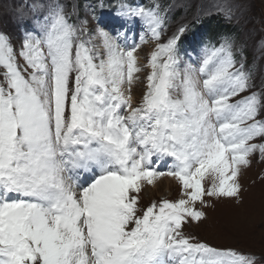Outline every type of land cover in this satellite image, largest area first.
<instances>
[{"label":"snow or ice","instance_id":"obj_1","mask_svg":"<svg viewBox=\"0 0 264 264\" xmlns=\"http://www.w3.org/2000/svg\"><path fill=\"white\" fill-rule=\"evenodd\" d=\"M78 11L31 0L16 9L19 47L0 32V264H258L183 231L206 219V198L239 202L242 170L264 162V90L253 91L242 49L225 35L185 61L188 25L164 40L158 4L120 2L116 14L139 18L155 42L142 68L140 44ZM164 176L180 198L142 206Z\"/></svg>","mask_w":264,"mask_h":264},{"label":"rangeland","instance_id":"obj_2","mask_svg":"<svg viewBox=\"0 0 264 264\" xmlns=\"http://www.w3.org/2000/svg\"><path fill=\"white\" fill-rule=\"evenodd\" d=\"M71 10L72 4L78 5V16L89 19V27L94 28L96 21L91 20L94 9L99 18V24L111 35L119 36V43L132 46L140 44L138 55L139 63L143 68L150 52L155 46L151 41L146 27L139 20L125 21L119 17L117 6L120 2L131 6L155 7L157 4L165 16V29L162 39L172 36L182 25H188L187 31L178 44V52L185 61L195 64L202 55L205 45H218L225 35L224 29L215 26L216 32L211 31L207 23L214 21L223 28L230 27L235 46L242 49L246 57V68L252 71L253 91L264 90V0H103L104 8H99V0H63ZM31 5V0H0V32L8 35L16 47H19L23 36V27L17 21V8ZM184 10L183 16H176L177 9ZM231 9L229 19L228 10ZM214 16V19H213ZM76 17H73L75 20ZM239 30L240 35L234 32ZM215 32L214 34H212ZM144 35L148 43L141 44L140 37ZM188 35V38L184 37ZM184 40L183 47L180 48ZM238 55V54H237ZM238 59V57H237ZM148 69L140 73L141 82L133 89L135 99L138 101L142 95L144 79ZM248 93L242 94L246 95ZM168 158L158 170H167ZM249 168L243 169L239 178L241 191L239 202L235 198H206L208 207L203 211L206 219L201 223L190 222L183 231L197 240L207 242L218 248H233L245 254H255L259 259L258 264H264V162L258 159V154L252 158ZM168 177V176H167ZM166 176L159 178L165 179ZM173 185L170 191L167 188L152 189L146 186L141 201L147 207L153 200L162 199L175 201L180 198L181 187L172 177H168ZM211 179L205 181L209 186ZM199 210V205H197Z\"/></svg>","mask_w":264,"mask_h":264},{"label":"trees","instance_id":"obj_3","mask_svg":"<svg viewBox=\"0 0 264 264\" xmlns=\"http://www.w3.org/2000/svg\"><path fill=\"white\" fill-rule=\"evenodd\" d=\"M175 15L176 16H178V17H180V16H183L184 15V10H181L180 8L179 9H177L176 10V12H175ZM214 19V18H213ZM207 25H208V27H211V31H215L216 30V28H215V26H219L220 27V29H224V30H226L225 32V35H228V36H231V34L229 33L230 31H229V28L230 27H226V28H223L220 24H217V23H214V21H212V22H208L207 23ZM234 29L236 30V32H234L235 34H236V36L238 35H240V32H239V30L238 29H236L235 27H234ZM216 32V31H215ZM215 32H213L212 34H214ZM182 38H183V36L180 38V40H179V43H180V41L182 40ZM185 38H188V35H186L185 37H184V39ZM237 57H238V59L240 58L239 57V54L237 55Z\"/></svg>","mask_w":264,"mask_h":264},{"label":"bare ground","instance_id":"obj_4","mask_svg":"<svg viewBox=\"0 0 264 264\" xmlns=\"http://www.w3.org/2000/svg\"><path fill=\"white\" fill-rule=\"evenodd\" d=\"M168 159V158H167ZM165 161H161L159 165H163ZM171 184V180L170 178H168L166 176L165 179H160V180H157L155 182V185L152 186V189H157V191L159 192V190H161V187L162 188H167L169 191H170V188H172L173 185H170ZM159 189V190H158Z\"/></svg>","mask_w":264,"mask_h":264}]
</instances>
